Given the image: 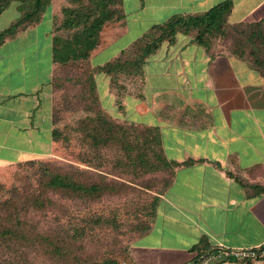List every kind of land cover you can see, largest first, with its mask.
Masks as SVG:
<instances>
[{
	"label": "crops",
	"instance_id": "crops-1",
	"mask_svg": "<svg viewBox=\"0 0 264 264\" xmlns=\"http://www.w3.org/2000/svg\"><path fill=\"white\" fill-rule=\"evenodd\" d=\"M145 1L140 14L147 9ZM215 1L171 0L175 7L189 3L187 10L174 16L204 14L217 4L201 9ZM242 7L244 15L236 22ZM161 9L157 12L167 8ZM124 14L100 33L99 45L88 61L92 69L120 58L150 31L114 52L111 60L94 64L93 58L108 53L130 33L126 22L136 16ZM43 19L0 45V167L46 157L28 152L29 132L44 139L46 122L50 146L56 143L52 82L61 65L54 61V46L47 68L42 53L35 54L44 59L27 66L23 59L15 66L9 60ZM228 23H263L264 30V0L233 1ZM55 27L53 20V40ZM108 31L115 37L110 44L105 41ZM220 41L207 49L193 35L177 33L147 59L143 76L133 79L131 86L113 84L104 73L95 75L104 112L116 121L158 128L166 159L179 164L160 196L149 229L134 240L124 264H185L219 246L264 245V70L226 52ZM34 139L39 150L45 149L46 143ZM216 264H264V260Z\"/></svg>",
	"mask_w": 264,
	"mask_h": 264
},
{
	"label": "rangeland",
	"instance_id": "rangeland-1",
	"mask_svg": "<svg viewBox=\"0 0 264 264\" xmlns=\"http://www.w3.org/2000/svg\"><path fill=\"white\" fill-rule=\"evenodd\" d=\"M81 1L89 10L91 3H94L89 0ZM220 1L210 3L201 12L218 5ZM123 2V7L119 2L114 7L121 14L125 11L126 14H132L130 17L136 16L126 22L130 33L121 37L108 53L93 58L94 64L111 60L116 54L114 52L129 46L154 25L165 24L176 13L189 8L187 2L175 7L171 0H146L147 9L141 15L139 10L142 0ZM248 4L241 6L247 9ZM78 5L79 2L74 0H51L43 14L45 18L42 23L18 46L21 50L10 57L12 65L15 66L23 59L27 66L45 58L47 68L52 53L53 20L56 23L54 37L68 41L72 32L59 27L69 18L66 9H74ZM160 7H163L161 10L167 9L157 12ZM245 7L238 12L236 22L244 15ZM19 18L18 3H11L0 14V31ZM234 32H230L229 39L222 38V49L241 54L242 59L264 70V53H251V46L235 40L238 35ZM114 38V34L108 31L105 35L106 44L113 42ZM35 53H42L44 58H37ZM259 61L263 64H259ZM89 70L91 69L85 62H80L61 66L57 71L55 84L59 83L61 86L53 93L54 119L62 132L61 139L50 146L49 122H46L44 139L37 133L29 132V154L33 157L46 156L42 158L44 160L0 167V225L8 223V226H16L20 221L21 228L29 234V239L35 237L31 243L0 241V264H124L130 246L139 235L147 231L154 219L155 207L170 180V172L162 164L157 165L154 159V153L159 154V146L153 142V133L142 127L135 130L134 134L129 131L126 140L118 144V152L112 147L104 148L113 152H101L102 148L94 144L88 133L83 131L87 116L83 105L90 103V98L86 99L82 92L85 84L90 85V82L86 83ZM93 75L95 77L96 73ZM73 76L81 78L83 83H78L74 78L70 81L69 78ZM134 81L137 79L134 78ZM112 82L127 83L130 86L134 83L125 76L113 77ZM98 90L102 94L104 88L99 85ZM50 99L46 98V108L50 106ZM127 127L125 125V131L130 130ZM34 136L46 143L45 149L39 150ZM138 153H145L148 158L139 162ZM149 159L159 170L149 169ZM50 174L71 177L81 184L104 185L103 192L100 196L93 194L80 197L71 192L51 191L46 187ZM38 198L45 202L40 204L42 207L35 205L34 199Z\"/></svg>",
	"mask_w": 264,
	"mask_h": 264
},
{
	"label": "trees",
	"instance_id": "trees-1",
	"mask_svg": "<svg viewBox=\"0 0 264 264\" xmlns=\"http://www.w3.org/2000/svg\"><path fill=\"white\" fill-rule=\"evenodd\" d=\"M50 1L51 0H0V14L14 2L18 3L20 12V18L18 20L14 21L6 29L0 31V45L4 44L7 40L16 38L27 28L41 22L45 9L50 4ZM74 1H78L79 5L74 9H66V13L69 12V18H66L61 27H59V29L63 27L62 29L72 32L71 38L65 41L57 38V36L54 37V61L61 66L85 62L89 69H91L89 70L90 74L86 78V83L90 82V85L85 84L84 92H82L86 99L90 98V103L83 105V109L87 113L85 122L83 123V131L88 133V136L93 139L94 144L102 148L101 152L112 151L104 147H112L115 148L116 151L117 147H119L118 144L126 140L125 138L129 135V131L134 134L135 130L144 126H138L131 122L116 121L104 112L102 106H99L96 81L93 75L94 72L96 74H107L111 79L113 77L122 78L125 76L126 79L131 78V81H133L134 78L143 76L147 59L162 45V43L167 41L171 42L179 32L193 35L194 41L197 44L211 49L219 40H222V38L229 39L231 36L230 32L235 31L234 33L238 35V37H235V40H238L240 44L245 43V45L251 46V50H253L251 53H264V30L260 28L263 23L230 26L228 19L232 12L233 1L224 0L204 14L196 16L176 15L165 24L154 25L140 41L133 45L128 52L124 53L120 58L104 66L92 69L88 61L92 52L99 45L100 33L103 28L109 22L120 21L124 18V14H121L120 10L118 11L116 7H114L117 2L122 4V1L89 0L95 3H91L92 5L89 7L90 10L85 8L86 4H83L81 0ZM148 41H151V43ZM233 54L242 57L241 54ZM259 62V64H263L262 61ZM56 76L55 74L52 82L53 92H55V90L57 91L58 86H61L59 83L55 84ZM71 78L77 80L78 83H83L82 79L79 77H70L69 80L73 81ZM116 85L122 84L116 83ZM53 124L55 126L52 132L53 139L57 143L61 139L62 132L57 128L54 112ZM125 125H128L130 130L125 131ZM146 128L147 132L153 133V142H156L160 149L159 154L154 153V159L157 161V165L162 164V166L166 168V171L170 172L168 186L173 179L174 167H176V165L179 166V164H172L166 159L162 149L158 128ZM113 130L115 131L114 133ZM147 158L145 153L142 155L138 153L137 155V160L139 162H143ZM41 160L44 159L29 161ZM149 163L151 165V168H149L151 171H153V169L155 171L159 170L157 165L152 163L150 159ZM102 186L104 185L77 183L71 177L61 174H50L46 184V187L51 191L71 192L80 197H87L93 194L100 196L103 192ZM34 202L35 205L38 204L36 205L37 207H42L43 205L40 204L45 203L40 198L34 199ZM16 216H18V214H16ZM34 239L35 237L29 239V234L21 228L20 221L16 226H8V223L5 224V226L0 225V241L14 240L19 243H31Z\"/></svg>",
	"mask_w": 264,
	"mask_h": 264
},
{
	"label": "built area",
	"instance_id": "built-area-1",
	"mask_svg": "<svg viewBox=\"0 0 264 264\" xmlns=\"http://www.w3.org/2000/svg\"><path fill=\"white\" fill-rule=\"evenodd\" d=\"M264 260V245L256 248H231L219 246L204 256L185 264H216L229 261H257Z\"/></svg>",
	"mask_w": 264,
	"mask_h": 264
}]
</instances>
